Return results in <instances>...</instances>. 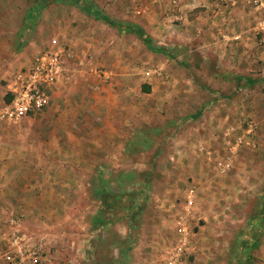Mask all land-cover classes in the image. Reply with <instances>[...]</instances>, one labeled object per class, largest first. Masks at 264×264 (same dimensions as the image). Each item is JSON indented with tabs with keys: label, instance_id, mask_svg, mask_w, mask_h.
<instances>
[{
	"label": "crops",
	"instance_id": "crops-1",
	"mask_svg": "<svg viewBox=\"0 0 264 264\" xmlns=\"http://www.w3.org/2000/svg\"><path fill=\"white\" fill-rule=\"evenodd\" d=\"M177 1L175 6L178 8H169L166 20L177 21L170 26H175L177 29V39L181 44L187 46L190 51L191 48L198 50L203 63L207 60L214 62L215 71L219 74L218 81L229 80L235 83L242 81L247 85L260 81L264 83V43L260 42L258 34L259 27L264 23V0H259L262 5H255L251 0ZM144 28L153 38V30L152 33L149 31V25H145ZM71 31L73 39L69 40L62 35L60 40L75 47L77 54L80 52L83 58L85 54L95 52V49L91 50L94 44L87 42L90 38L88 30L75 26L71 28ZM97 34V39L103 43L106 37ZM168 35L160 39L161 44H167L166 42L172 40L171 35ZM55 38L59 40L58 37ZM98 43V47L95 48L100 52L103 46H100V42ZM28 49L29 47L25 48L22 54L27 53ZM29 52L23 60L25 64L31 62L38 54L34 53V50ZM83 58H79V65L84 64ZM85 62L88 67L82 65L74 71L80 74V81L88 80L90 74L104 80L110 78L111 75L107 74L110 73L108 70L93 68L94 65L87 59ZM68 63L70 64L71 61ZM89 63L92 68L89 67ZM2 67L3 64L0 65V68ZM162 68L158 67L156 70ZM167 69L170 70L169 65ZM154 71L147 70L146 74L149 75ZM76 74H67L66 71L64 79L52 89L51 99L53 100L54 97V102L58 100V96L69 95L75 90H84L87 82L84 83L85 86L83 82H80L81 85H76L79 81L78 76L75 77ZM6 80L9 81L8 78ZM176 82L179 83L177 80ZM129 83L125 82V86ZM8 87L9 82L5 85L6 93ZM55 89L56 91H53ZM109 89L110 87H101L100 90L106 92ZM148 90L150 86L146 87V91ZM125 92H130V89H125ZM125 92L123 96H126ZM119 94L120 92L113 96L112 93H108L107 95L112 96V99L110 101V97H106L109 102L107 109L105 108L104 111L99 109L97 113L85 116L83 126L87 128L83 127L84 130L80 132V146L79 143L74 144L69 139H66L64 143L55 139L54 143L49 145L50 149L35 147L37 156L34 160L23 158L10 160V132L0 127L1 250L5 248L4 234L8 230L7 221L12 211L24 215L20 223L21 229L29 228V216L32 215L33 226L47 232L49 236L55 235L59 222L52 219L59 212L58 207L50 202L66 196L64 189L59 190L58 185L61 184L63 187L80 182L82 199L87 202L91 199L95 201L97 204L95 209L88 206L83 209L82 214L89 219L85 226L87 233L90 229H97L99 241L97 240L98 244L95 247L96 242L93 243L92 236L87 234V242L93 248L107 245L114 258H118H115V264H165L168 252L175 246L179 237L180 216L185 218L190 240L186 254L178 264H215L224 244L220 242L216 234H213L214 232H210V236L207 237L203 234L202 227H198L196 231L194 226L197 220L201 217L217 219L222 213L231 217L238 216L239 210L247 207L248 200L254 197V194L264 201V171H262L264 132H256L252 136L254 146L248 143L238 146L236 152L231 155V167L226 173H221L219 170L218 163L224 159L228 145L232 141L231 136H227V129L233 125L235 116L239 115L233 105L227 106V104H221L219 99L213 100L207 110H198L190 116V119H195L193 121H198L196 122L198 126L192 128H185L190 119L186 117L176 119L175 116L178 115H162L163 121L165 119L163 125L160 128H153L154 118L149 119L150 115H134L140 108L132 95L124 99L122 94ZM102 98L97 97L98 101H102ZM2 104L0 102V106ZM35 114L37 113L31 115ZM4 123L0 122V124ZM123 124H128L130 129L136 132L135 136H138V132H148V137L157 135L148 130L149 126L150 130L159 131L158 135L162 133L161 143L158 144L153 138H148L149 144L147 143L148 146H146L148 150L153 151H158L160 148L163 153L162 175L158 183L160 190L146 195L135 192L130 196L133 203L130 201L129 208L122 206L121 203L118 207L116 206V202L126 199L119 197L116 191H111L115 188L110 185L121 181L117 178L113 180L106 178L104 172L107 166L103 164V156L100 154L116 153L125 148L127 137H124L126 133L122 134ZM237 131L242 133L241 129ZM55 132H60L61 136L66 138L75 134L74 130L68 128ZM131 137L132 135L129 143L133 142ZM73 151L82 152L81 168L87 170L85 173L83 171L80 181L75 179L72 173L66 174L62 170L68 167L73 168L71 158ZM92 153H98V155ZM257 161L260 165H254L253 168V163ZM91 167L99 169L97 182L95 178L93 180L90 177ZM210 171L214 175L210 176ZM190 188H194L196 192L192 206L187 203ZM27 192L35 195L34 200H29ZM141 203L146 207H143ZM258 213L260 216L257 221H252L249 225L254 226L253 223H257L258 227L262 224L264 209L260 211L259 208ZM83 241L86 242L84 239ZM244 241L242 242L244 249H247L252 242L254 246L251 249L257 250L261 246V241L258 239ZM51 263L52 258L50 257L49 260L48 255L44 264ZM0 264L8 263L0 257Z\"/></svg>",
	"mask_w": 264,
	"mask_h": 264
},
{
	"label": "rangeland",
	"instance_id": "rangeland-1",
	"mask_svg": "<svg viewBox=\"0 0 264 264\" xmlns=\"http://www.w3.org/2000/svg\"><path fill=\"white\" fill-rule=\"evenodd\" d=\"M86 2L114 21L135 23L143 28L149 25V31L153 30L152 44L164 48L167 54L148 49L135 34L119 30L101 19H96L92 14L73 5L70 0H0V65L3 64L0 68L1 103L9 98L5 92V85L8 82L6 78L12 79L16 71L26 65L23 61L26 54L29 55V51L33 50L34 53L41 52L55 37L60 40L62 35H65V38L73 39L71 28L75 26L89 31L90 38L87 42L94 44L91 50L95 49V52L85 54L83 58L80 52L77 54L75 47L65 42L73 52L71 63L66 65L67 74H76L77 72H74L76 68L86 66L87 59L94 65L93 68L102 71L106 69L110 72L107 74L111 75L108 80H104L90 74L88 80L80 81V74L77 73L75 77L78 76L79 81L76 85L80 82L84 85L87 82L84 90H75L69 95L58 96L55 102L53 97L44 109L22 121L0 124L2 129L10 132V160L20 158L34 160L37 156L35 149H50L49 145L54 143L55 139L61 143L69 139L74 144L79 143L80 146V132L85 128L83 126L85 116L97 113L99 109L102 111L107 109L109 105L106 99L107 94L112 93L114 96L120 92L123 96L125 89H130V92H125L124 99L131 94L138 102L140 109L134 115H150L149 119L154 118L153 128H160L163 125L165 119L163 121L162 115H178L175 116L176 119L180 117L190 119V116L198 110H207L213 100L219 99L221 104L233 105L239 112L232 125L237 130H245L247 122L252 120L257 123V132H264L263 81L250 85L242 81L238 83L233 81L234 84L229 80L218 81L219 74L215 71L214 62L207 60L203 63L198 50L191 48L190 51L187 46L181 44L177 39V29L175 26H170L177 21L166 20L168 9L178 8L175 6L177 0H86ZM144 30L150 35L145 28ZM97 33L106 37L103 43L97 39ZM168 34L171 35L172 40L166 42L167 44H161L160 39ZM98 42L100 46H103L100 52L95 48L98 47ZM27 47H29L28 52L22 54ZM79 58L84 59V64L79 65ZM91 63L88 65L92 68ZM168 65L171 71L167 69ZM158 67L165 68L157 71ZM147 70L155 71L147 75ZM75 77H73L74 80H76ZM176 80L179 83H175ZM125 82L130 83L125 86ZM147 86H150L148 91H146ZM101 87H110V89L105 92L100 90ZM98 96L103 97L102 101H98ZM108 97L111 101L112 96ZM96 100L98 102L94 103ZM193 120L187 121L185 128L198 126L196 125L198 121ZM149 127L148 130L157 135L148 137V132H138V136H135L136 132L130 129L128 124H123L122 134L126 133L124 137H127L125 148L116 153H100L103 156V164L107 166L104 172L106 178L111 180L117 178L121 181L110 185L115 188L111 191H116L119 197L126 199L116 202L117 207L120 203L126 208L131 207L133 200L130 196L135 192L146 195L160 190L158 183L162 175L163 153L160 148L158 151H153L148 150L146 146L149 144L148 138H153L158 144L161 143L162 133L158 135L159 131L150 130ZM66 128L74 130L75 134L66 138L61 136L60 132H55ZM131 135L133 142L129 143ZM92 154L98 155V153ZM71 158L73 168L68 167L62 170L66 174L72 173L74 178L80 181L83 171L84 173L87 171L81 168L82 152L73 151ZM258 164V161L254 162L253 168ZM98 170V167H91L89 171L91 179L95 178L96 182ZM209 173L210 176L214 175L211 171ZM106 178H104L105 181H107ZM62 185H58L59 190L64 189L66 196L50 202L58 207L59 212L52 219L59 222L55 235L49 236L47 232L33 226L32 215L29 216L30 225L26 231L36 233L43 239L46 243L47 256L49 255V260L50 257L52 258L51 264H115L116 257L114 258L107 245L95 248L99 241L97 229H90L87 233V227L85 228L89 219L82 214V211L88 206L95 209L97 205L95 201L91 199L87 202L82 199L80 182L63 187ZM27 195L29 200H34L33 193L27 192ZM258 197L254 194V197L248 200L247 207L239 210L238 216L231 217L222 213L217 219L201 217L197 220L194 226L196 231L198 227H202L203 234L207 237L210 236V232H214L213 234H216L220 242L224 244L215 264H264V217L260 226L257 227V223H253L254 226L249 225L254 219L259 218V208L260 211L264 209L262 208L264 201ZM142 206L146 207L143 204ZM87 234L92 236L93 243L96 242L94 248L87 242ZM251 238L261 241L260 248L254 250L242 247V242Z\"/></svg>",
	"mask_w": 264,
	"mask_h": 264
},
{
	"label": "built area",
	"instance_id": "built-area-1",
	"mask_svg": "<svg viewBox=\"0 0 264 264\" xmlns=\"http://www.w3.org/2000/svg\"><path fill=\"white\" fill-rule=\"evenodd\" d=\"M255 5H262L259 0H251ZM260 42L264 43V23L259 27ZM73 57L71 47L56 38L39 52L31 62L18 69L12 79H9L7 94L9 100L0 106V122H18L31 114L44 109L51 100L52 89L64 79L66 65ZM257 123L248 121L242 133L231 126L227 136H231L227 155L218 163L221 173H226L231 167V155L238 146L248 143L254 146L252 136L257 132ZM195 189L188 191L187 203L192 206ZM24 215L11 212L8 217V230L4 234L5 248L0 251V257L8 264H44L47 257L46 243L36 233L21 229ZM179 237L175 246L167 254L165 264H178L188 249L190 234L184 216L178 219Z\"/></svg>",
	"mask_w": 264,
	"mask_h": 264
},
{
	"label": "trees",
	"instance_id": "trees-1",
	"mask_svg": "<svg viewBox=\"0 0 264 264\" xmlns=\"http://www.w3.org/2000/svg\"><path fill=\"white\" fill-rule=\"evenodd\" d=\"M73 5L76 7H79L82 9L84 12L88 14H92L96 19H101L105 21L107 24L110 26L117 28L119 30H125L126 32L133 33L137 35L146 45L149 49L158 52V53H164L167 54L166 50L162 47H156L152 44V38L145 32L144 28L141 27L140 25L134 24V23H122V22H117L112 20L106 15H103L101 11L95 9L92 7V5L88 4L86 0H70ZM9 100V98H8ZM199 114V113H198ZM258 218L254 219L253 221L256 222ZM263 219V218H262ZM249 240H252L249 239ZM247 242V241H244ZM254 246V243L248 247L252 248Z\"/></svg>",
	"mask_w": 264,
	"mask_h": 264
}]
</instances>
